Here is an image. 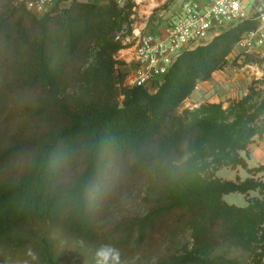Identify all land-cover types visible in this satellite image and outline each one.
Listing matches in <instances>:
<instances>
[{"label":"trees","instance_id":"1","mask_svg":"<svg viewBox=\"0 0 264 264\" xmlns=\"http://www.w3.org/2000/svg\"><path fill=\"white\" fill-rule=\"evenodd\" d=\"M124 20L115 0H70L40 17L0 2V264H96L103 245L120 264H264V182L254 177L264 165L239 153L256 130L219 121L221 104L178 111L257 23L184 51L151 93L125 86L118 69ZM237 165L250 176L186 181ZM141 183L144 210L127 213ZM250 191L262 197L223 199ZM187 227L192 249H163Z\"/></svg>","mask_w":264,"mask_h":264},{"label":"rangeland","instance_id":"2","mask_svg":"<svg viewBox=\"0 0 264 264\" xmlns=\"http://www.w3.org/2000/svg\"><path fill=\"white\" fill-rule=\"evenodd\" d=\"M2 1L4 0H0V2ZM115 1L122 9V15L125 17L121 28L116 34V39L121 42L122 48L115 54L116 59L123 61V58L129 59L130 55L127 52L131 54L137 35L145 31L156 32L161 30L175 14L181 0ZM118 69L120 70L121 67H118ZM250 95L251 100L248 103L254 104V107L244 112L238 109L236 110L237 103ZM211 103L221 104L222 113H219V115L218 113H214L219 121L231 123L241 120L242 127H251L256 130V134L252 136L246 149L239 152L246 159L249 156V145L256 140H264V52L251 54L247 62L243 58H240L237 52H232L228 64L221 70L215 71L209 80L199 82L192 94L180 105L178 111L183 112L188 109L189 111L196 112L198 115H206V108L200 109L199 111L198 109ZM235 110L240 112L234 113ZM238 117L241 119H238ZM238 168L241 167L239 165L235 167L222 166L216 168V171H192L191 174H188L189 176L186 178V181H190L191 178L197 180L198 177H203L205 172L214 174L215 177L222 180L234 181L237 177L242 180V175H245V171L241 169L238 171ZM172 170L174 169H169V171ZM144 195L145 185L141 183L124 200L126 212H142L145 206L143 202ZM261 197L258 191H250L246 195L238 192L225 194L223 199L228 204L245 206L249 199ZM168 238L171 241L167 242L163 247L164 250L170 248L178 249L179 246H185L188 249L193 248L194 243L191 236V229L188 227L179 230V232L170 233ZM169 243L170 246H168Z\"/></svg>","mask_w":264,"mask_h":264},{"label":"built area","instance_id":"3","mask_svg":"<svg viewBox=\"0 0 264 264\" xmlns=\"http://www.w3.org/2000/svg\"><path fill=\"white\" fill-rule=\"evenodd\" d=\"M35 16L53 14L70 0H21ZM255 21L233 52L241 57L264 47V0H181L175 14L156 32L139 33L128 58L124 85L154 93L177 58L186 50L211 41L217 34L244 21ZM120 67V66H119Z\"/></svg>","mask_w":264,"mask_h":264},{"label":"crops","instance_id":"4","mask_svg":"<svg viewBox=\"0 0 264 264\" xmlns=\"http://www.w3.org/2000/svg\"><path fill=\"white\" fill-rule=\"evenodd\" d=\"M260 51H261V53L264 52V47L261 48ZM127 54L131 55L130 52L129 53L127 52ZM121 59H122V57H121ZM122 60H124V58ZM120 67H121V70L124 71L127 69L128 66L125 64V62H123V64L120 65ZM248 152H249V154H248L249 156L246 157V162H247L249 168L264 165V140H262V141L256 140L253 143H251L248 147ZM240 169L242 171H245V175H242L243 176L242 180H244L245 178L250 176V174H248L246 172V170L243 168H238L237 170L239 171ZM254 177H256V178L259 177L264 182V170L262 172L257 173Z\"/></svg>","mask_w":264,"mask_h":264},{"label":"clouds","instance_id":"5","mask_svg":"<svg viewBox=\"0 0 264 264\" xmlns=\"http://www.w3.org/2000/svg\"><path fill=\"white\" fill-rule=\"evenodd\" d=\"M96 257V264H120V251L111 245L101 246Z\"/></svg>","mask_w":264,"mask_h":264}]
</instances>
